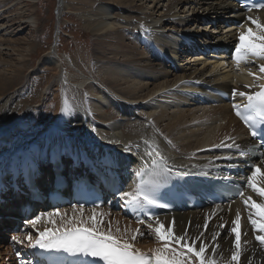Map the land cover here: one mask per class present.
Segmentation results:
<instances>
[{
  "label": "bare ground",
  "instance_id": "bare-ground-1",
  "mask_svg": "<svg viewBox=\"0 0 264 264\" xmlns=\"http://www.w3.org/2000/svg\"><path fill=\"white\" fill-rule=\"evenodd\" d=\"M10 1L0 0V69L4 70H0V212L4 218L10 217L23 203L22 194L18 198L11 192V177L28 165L36 170V184L41 182L46 190L56 171L49 164L52 160H70L68 170H73V162L81 169L82 159H102L101 165L105 166L107 161L117 163L127 180L121 194L103 207L83 208V218L97 214V219L103 220L102 231L111 228L122 241L128 240L140 252L151 255L162 247L148 228V224L156 226V219L138 221L141 202L131 203L122 193L135 191L140 161L158 160L156 152L166 159L165 171L171 176L201 170L220 175L241 167L240 152L253 143L232 116L231 106L202 92L207 84L228 93L236 90L233 95L241 103V98L246 97L239 92L254 94L264 83V73L259 71L264 59L248 56L237 66L233 58L239 34L249 27L256 31L247 17L264 23V10L240 15L231 3L221 0H73L77 6L71 10L78 11L83 28L99 44V51L96 48L93 54L99 68L94 72L81 65L92 57L87 53L84 59L79 54L81 64L72 70L58 55L57 32L66 0H57L56 41L37 65L28 69L33 55L30 49L21 51L20 39L13 37L20 34L16 32L38 27L33 8L36 1L14 0L9 4ZM236 14L242 28L230 25L225 29V21H231ZM154 36L156 41L151 38ZM185 37L193 40L190 48ZM220 46L230 48L234 62L222 64L195 53L198 48ZM13 56L16 64L9 65L6 59ZM184 58L187 65L180 64ZM68 59L73 61L70 56ZM202 97L204 103L200 102ZM45 98H50L52 104L43 105ZM152 106L157 110L152 112ZM43 117L45 121L41 122ZM124 167L127 171H123ZM256 167L264 170V158L256 162ZM252 171L244 177V195L229 205L210 204L201 209L163 213L157 218L172 227L175 235L186 232L188 241L195 246L206 244L205 256L216 264H264V244L256 239L264 233L253 230L249 208L243 202L252 197L264 203V197L247 186ZM16 184L20 186L21 181ZM257 185L264 187V180L258 178ZM40 210L38 223L33 226L31 220L23 222L21 234L15 236L23 243L14 241L13 233L1 232L10 228L7 220L0 224V264H26L25 255L33 249L27 236L31 234L34 243L39 231L61 227V217L54 216L53 224L43 215L56 209ZM59 211L67 214L65 219L80 216V208ZM237 212L241 216V246L239 259L233 260L237 249L230 229ZM221 224L225 227L220 228ZM137 229L144 235H137ZM133 235L141 243L132 241ZM195 264L199 261L195 260Z\"/></svg>",
  "mask_w": 264,
  "mask_h": 264
},
{
  "label": "snow or ice",
  "instance_id": "snow-or-ice-1",
  "mask_svg": "<svg viewBox=\"0 0 264 264\" xmlns=\"http://www.w3.org/2000/svg\"><path fill=\"white\" fill-rule=\"evenodd\" d=\"M258 7L264 9V4L258 5ZM247 20L252 25H255L256 31L249 27L245 32L239 34V42L236 45L233 57L237 62V66L241 62L246 61L248 56L264 59V23L251 16L247 17ZM259 71L264 73V64L259 66ZM233 94H237L236 90H233ZM238 95L246 97L248 101L247 108L254 110L260 116V119L257 120L255 117L246 116L238 108L236 114L250 127L253 138L258 137L262 141V146H264V132L259 130L264 127V89L254 94L239 92ZM64 111H67V108ZM240 155L243 156L245 153L241 151ZM156 157L163 162V166L166 168V159L159 152H156ZM152 164L154 170L149 174V178L144 179L145 173L137 172L136 175L141 177L140 183L134 192H124L122 197L130 198V202L134 204L141 201L147 205H157L159 203L156 192L159 180L155 178L160 174L155 171V167L158 166L157 160L154 159ZM258 178L264 180V170L260 167H255L247 178V186L260 197H264V187L257 185ZM238 195L243 196V191L238 192ZM243 202L249 208L248 219L253 230L264 233V203H258L252 197H248ZM43 215H46L49 218V222L53 224L55 223L52 219L54 216L61 217L62 225L56 229L45 228L43 231H39L34 243L32 235L29 234L27 240L31 247L39 246L45 250L63 251L72 255L92 257L102 262V264H195V260H198L199 264H216L214 259L206 258V244L201 243L198 247L195 246L194 242L188 241L186 232L184 235H175L173 228L166 227L158 218H156V226L153 227L152 224H148V228L154 232L155 238L161 242L162 247L154 249L152 254L149 255L140 252L128 240L122 241L120 237L112 233L111 228L102 231L100 225L103 220L97 219V214L94 213L85 220L83 218V206L80 208V216L73 215V217L68 219H65L67 214H62L58 208L54 212H48ZM40 219L41 217H37L35 220L29 221V223L35 226ZM240 222L241 216L237 212L235 219L231 221L233 227L230 229L231 233L235 234V248L237 249L233 253V260L239 259L238 250L241 246ZM219 227L224 228L225 225L221 224ZM205 228H207V223ZM136 233L139 236L144 235L138 229ZM137 235L131 236L130 239L132 241L136 240ZM12 239L17 243H23L22 240L15 236ZM213 239H215V235ZM256 239L264 244V235H257Z\"/></svg>",
  "mask_w": 264,
  "mask_h": 264
},
{
  "label": "rangeland",
  "instance_id": "rangeland-1",
  "mask_svg": "<svg viewBox=\"0 0 264 264\" xmlns=\"http://www.w3.org/2000/svg\"><path fill=\"white\" fill-rule=\"evenodd\" d=\"M35 1L36 2L34 3L33 8H35V10H36V15L38 18V21H37L38 27L36 29H34L33 31L26 29V30H23L22 32H16V33L14 32L15 34H19V33L20 34L15 35V37H13V39H16V40L20 39L19 40V47H20L21 51L30 49V52L33 55L32 60L29 62V66L27 67L28 69L33 68V66H36L37 62L43 56V54L49 50L50 45L52 43L54 44V42L56 41L55 40V38H56L55 34H56L57 28H56V12L55 11L57 8V0H35ZM66 1H67L66 2L67 7H66V10H64V12L62 14L61 24L59 25V30L57 32L59 35V37H58L59 39L56 43L58 55L60 57H62L63 59H65L64 62L66 63L67 66L69 65L68 68H70L71 70H72V68L73 69L75 68V65L79 66V64H81V60L77 59V58L81 57L79 54H82L83 59H84V57H86L87 54L89 56L91 55L92 57H90V59H89L90 61L85 60L84 61L85 63H83L81 65L84 66L85 68H87L86 70L91 68V69H93L94 72H96L97 69L99 68V63H96V60H94L95 57H93V54H94V52H97L96 48L99 51V44L96 43L95 37L92 36V34L90 32L86 31L83 28V23H82V21H80V18H78L79 17L78 11L75 10V8H74L75 11L71 10V8H73V6L74 7L77 6V5H75L77 2L73 1V0H66ZM87 1H91V0H86V2ZM11 2H14V0L13 1L11 0L9 2V4ZM73 2H76V3L73 4ZM125 27L132 29L131 25L130 26L126 25ZM210 35H212V34H210ZM151 38H152V40L154 39V41H156L155 36L151 37ZM151 38L148 39V37H147L149 43L151 41ZM27 42H28V44H27ZM151 42H152L151 45H154V47L157 48V46H155L156 42H153V41H151ZM139 48L142 49L143 46L139 45ZM157 50H160L159 47L157 48ZM160 51H162V50H160ZM67 56L68 57L70 56L73 59V61L71 62ZM188 56H191V55H188ZM15 59H16V57L13 56V58L6 59V61L9 63V65H11V64L13 65V64H16ZM186 59L187 58L182 59L180 64L187 65ZM87 61H89V63ZM93 67H95V68H93ZM5 69H7V68H5ZM86 70H85V72L89 73V71H86ZM2 71H4V70L2 69ZM224 71L226 72L227 70H224ZM7 75L9 77H12V75H10V74H7ZM93 83L96 84V82H93ZM21 85H19V86H21ZM87 96L88 95H85L84 99L87 102H89L90 99L87 98ZM50 101H51L50 98L48 100H47V98H45V100L43 101V105H45V106L51 105L52 103ZM154 110L155 111L157 110L156 106H152L151 111L153 112ZM44 121H45V119L43 117L41 122H44ZM34 218H36V216ZM136 241H137L136 243H141L140 241L138 242V240H136Z\"/></svg>",
  "mask_w": 264,
  "mask_h": 264
}]
</instances>
